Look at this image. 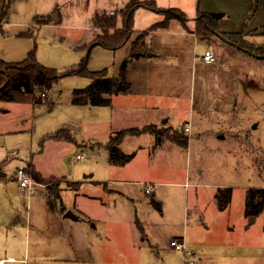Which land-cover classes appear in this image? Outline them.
I'll return each instance as SVG.
<instances>
[{
    "label": "rangeland",
    "instance_id": "1",
    "mask_svg": "<svg viewBox=\"0 0 264 264\" xmlns=\"http://www.w3.org/2000/svg\"><path fill=\"white\" fill-rule=\"evenodd\" d=\"M5 1L9 7L0 20L1 59L22 61L36 46L41 64L64 72L89 55L87 69L104 70L109 76L119 75L126 64L125 75L135 86L129 100L115 99L116 106L129 109L128 114L111 105L74 104V90L92 81L80 73L62 75L52 88L38 86L32 94L0 98V181L7 182L0 184V219L4 215L8 221L19 218L11 226L18 244L11 252H23L29 234L33 240V225L40 217L51 218L50 201L59 208L71 207L95 225V260H80L70 240L53 261L44 260V254L35 255L32 244L30 252L22 254L26 264H182V253L171 240L184 232L195 251L193 264H264V210L255 218L245 215L248 190L264 187V60L242 53L217 36L210 38L215 43L196 42L173 19L168 29L158 27L141 39L137 51L147 52L143 61H137L131 55L134 41L164 18L146 6L135 10L131 38L125 44L91 49L97 34L95 13H115L122 26L119 12L130 0ZM156 1L160 7L181 5L191 23L199 5L216 9L226 13L223 25H230L231 31L246 29L248 40L264 44V25L251 30L264 22L249 24L248 16L239 20L246 0ZM253 4H248V14ZM3 5L0 0V13ZM45 18L53 20L38 23ZM206 48L240 74L233 112L210 111L201 116L190 110L193 62ZM153 52L156 55L150 56ZM202 70L197 66L198 73ZM189 120L191 130L184 131L190 137L188 144H163V153L154 156L153 145L159 144L161 136L133 129L119 145L126 153L137 151L136 159L126 165L110 163L107 142L120 123L143 128L154 122L181 129ZM62 129L64 138L50 137ZM78 153L85 157L76 159ZM29 164L51 178L52 185L61 186L59 199L39 191L28 204L14 175L19 167L29 166L32 171ZM136 172L144 181H159L152 193L146 192L145 184L113 180H134ZM69 180L77 185L70 186ZM225 182L234 185L232 197L220 209L216 192L219 183ZM37 200L40 207L34 203ZM27 216L32 221L29 234Z\"/></svg>",
    "mask_w": 264,
    "mask_h": 264
},
{
    "label": "trees",
    "instance_id": "2",
    "mask_svg": "<svg viewBox=\"0 0 264 264\" xmlns=\"http://www.w3.org/2000/svg\"><path fill=\"white\" fill-rule=\"evenodd\" d=\"M259 0H254L253 7L248 14L250 18L258 8ZM146 6L164 16V18L155 23L152 28L167 27L172 19H178L185 29L189 30L188 17L179 7H160L156 0H130L119 12L122 20V26H118V15L108 12H96L93 18V28L97 34L91 49L95 45H102L107 48H118L125 44L130 38L133 31L135 10L139 6ZM9 5L4 0V5L0 13V20L3 13L6 12ZM225 16L223 12L216 11H199L196 17L195 32L199 39H210L219 37L228 42L242 53L264 60V44L254 43L246 38L248 30L242 31H224L220 28L219 22ZM49 18L39 21V24L50 23ZM147 32L142 31L140 38L136 39L133 44L131 55L139 57L146 52L137 51L141 39L146 36ZM90 49V51H91ZM88 57L83 58L82 62L72 66L64 72L57 68L48 67L41 64L36 56V46L29 52L26 59L18 62H8L0 58V98L14 99L16 93L23 92L32 94L36 87L44 86L52 88L62 75L80 73L89 76L92 81L84 88H76L73 92V103L78 105L92 106H110L112 96L125 93L131 87L130 81L125 75V66L123 64L119 75L109 76L106 71H91L87 69ZM146 130L156 129L155 126H148ZM133 129H131L132 131ZM130 130L117 131L110 136L107 147L110 151V163L122 165L130 161L133 153H126L121 147L120 142L125 134ZM158 135L167 136L179 144H187L188 137L180 129L172 127L157 130ZM65 130L51 134L53 138H64ZM29 167V166H28ZM26 167L33 176L48 184V189L56 199L61 197V188L57 184H51V178H45L34 167L31 171ZM77 185V182L70 183ZM232 197V187L218 188L216 198L220 209H225ZM264 210V187H254L248 190L245 202V215L255 218Z\"/></svg>",
    "mask_w": 264,
    "mask_h": 264
},
{
    "label": "crops",
    "instance_id": "3",
    "mask_svg": "<svg viewBox=\"0 0 264 264\" xmlns=\"http://www.w3.org/2000/svg\"><path fill=\"white\" fill-rule=\"evenodd\" d=\"M235 1H239V0H235ZM242 3V2H241ZM246 6L245 7V13H243L241 15V19L244 21L243 19L248 16L247 13V9L248 8V4H253L254 0H246L245 1ZM173 7H181V5H175ZM164 8H169V7H164ZM181 9V8H180ZM264 9V0H259L258 3V8L256 10V12L249 18V24H257L259 22H264V18H261V13L262 10ZM220 10V9H219ZM199 11H216V12H220L218 10H211V9H206L204 7H202L201 5L198 6L196 13L193 16V22L191 23L190 21L188 22V26H189V30L185 29L183 26V31L182 33H187L188 35L192 36L194 38V40L197 42H199L198 35L196 34L195 27H196V17ZM111 13V12H109ZM226 14V13H225ZM57 17V16H56ZM226 16L223 17L222 20H220L219 22V26L222 30L224 31H231L230 30V25L227 26L226 24L223 25V21L225 19ZM135 18V15H134ZM53 19H51L52 21ZM58 20V18H57ZM173 20V19H172ZM169 22V25L167 27H165V29H168L171 25V23L173 21ZM190 20V19H189ZM50 21V22H51ZM263 25H260L259 27H255V28H251V30L253 29H259L262 28L263 29ZM161 28V27H160ZM150 30V31H149ZM146 31L147 34H149L152 31H156V29H148V30H143ZM146 34V36H147ZM207 41V40H204ZM210 42H214L212 40L209 39ZM144 44H146V42H143ZM215 43V42H214ZM227 44H229L228 42H226ZM226 43L222 44L225 45ZM230 45V44H229ZM231 46V45H230ZM207 50H210L215 56H216V60L213 62H208L206 60L203 59V55L205 54V52ZM147 52V50L145 51ZM151 55H156L155 52H153ZM143 58V55H140L137 58H134V60L137 61H141ZM143 61V60H142ZM197 66H199L200 68H203L204 70L200 71L198 73L197 71ZM193 67L195 68V72H193V81H192V88L190 91V110L191 111H199L202 113L201 116H207L206 113L212 111L214 113H228V112H233L234 108H235V104L237 103V94L239 91V83H240V74L235 73L231 68L230 65L227 63V61H225V59L219 55L218 53H214L210 48H206L204 53L202 55H196L194 62H193ZM208 69V71H207ZM199 74V75H198ZM199 77V78H198ZM131 83V87L129 89V91L125 92V93H119L113 96L112 98V104L111 106H113L114 108H118L119 110L123 111L124 113L128 114L129 109L125 108L124 106H116V100L118 98H125L127 100L130 99V95H132V91L134 90V85L133 83L130 81ZM142 91V90H140ZM149 91V90H148ZM147 91V92H148ZM159 90L156 91H149V93H157ZM213 92V93H211ZM159 93V92H158ZM211 94V96H210ZM118 96V98H117ZM126 100V101H127ZM115 121V120H114ZM191 121H187L186 124L180 129L182 132L185 131V127L187 126H191ZM143 128H135L134 126H128L126 124H122L120 123L119 127L117 126L118 129L112 130V132L115 131H121V130H130L131 129H137L139 130V132H144L146 131V127L148 126H155L156 129H153V131L151 130H147L146 132H148V134L150 135H155L158 136L157 130L163 129V128H168V127H172L174 129H179L176 128L174 126H170V125H166L163 127H159L158 124L152 122V123H146L145 125H143ZM191 130V127H190ZM128 133V132H127ZM127 133L125 134V137L127 136ZM113 135V134H111ZM110 135V136H111ZM161 136V135H159ZM225 135H219V137H223ZM188 137V142L190 141V137ZM124 139V137H123ZM122 139V140H123ZM121 140V141H122ZM174 140H172L171 138L167 137V136H161L159 144L158 145H153V155H160V153L162 152V145L166 144L169 147H173V145H176ZM121 147V146H120ZM122 148V147H121ZM133 157L130 161H128L126 164H131L137 156V151H134L133 153ZM30 166H35L34 164H29ZM25 167V166H24ZM27 167V166H26ZM35 169L42 174L43 177L47 178V175H44L41 171H39L37 169V167L35 166ZM4 174H2V176H4ZM134 177H137L134 180H128V179H113L117 182H137L140 184H149V183H153L154 184V189L155 190V184L158 183L159 181H154V182H150V181H144L142 179H140V175L136 172L133 174ZM86 177H90V175H87ZM14 179L15 175H14ZM88 180V179H87ZM75 183L77 181L75 180H69L68 183ZM7 183L6 181L3 182L0 181V184H4ZM69 183L70 186H72ZM5 185V184H4ZM75 186V185H74ZM234 185H231L230 183H219V187L218 188H224V187H232L233 188ZM61 188V186H60ZM147 188V186H146ZM21 193L25 196H27L28 199V204L30 205V203L33 202V196L36 195H29L27 193L26 190H24L23 188H21ZM42 193L46 192L48 193L50 196L51 193L49 192V189L47 188V190H41ZM152 191V192H153ZM147 192V191H146ZM150 192V193H152ZM148 193V192H147ZM38 201V200H37ZM35 201L34 203H37L38 206H41V202L40 201ZM246 202V201H245ZM50 205V210H48L49 213H51V218L47 219V218H39V223L35 224V226L33 225L34 229L36 230L35 236L33 237V240L31 239L30 236V231H31V226H32V221L29 219L30 217L27 216L26 218V228H28V234H29V241H26V244H24V248H23V252L24 254H27V252H30L31 250V245L34 244L36 245V252L35 255H37L39 257V254H44L43 259L46 261H53V260H57L58 257L65 248H67L68 246V242L70 240L73 241L74 247L73 249L76 250V256L80 258V260H95V249H94V238H95V234L93 232V228L95 227V225H91L88 222H86V220L83 218L82 215H80L79 213L77 214L75 211H73V209H71V207H60L56 204V202H48ZM71 210L75 216V218H71V217H66L65 213ZM47 212V211H46ZM84 213V212H83ZM5 215L3 219H0V264H8V263H23L26 264L27 263V258L25 257V255H22L23 252H20L18 255L16 253H12L15 250V247L17 244V237H16V233H15V229H12L11 226L13 225V221H18V217H16L15 219H11V221H8L7 219H5ZM21 220V219H20ZM30 222V223H29ZM11 230V232H10ZM132 233H135L134 230H132ZM175 238H182L185 240L186 244L188 245V240L186 237L185 232L183 234H179L178 236H176ZM173 240V239H172ZM171 240V241H172ZM22 244V243H21ZM23 245V244H22ZM189 246V245H188ZM190 247V246H189ZM191 248V247H190ZM14 249V250H13ZM12 251V252H11ZM194 251V249H193ZM15 252V251H14ZM182 253V252H181ZM194 255H195V251H194ZM182 256V260L184 264V255L183 253L181 254ZM200 258V257H199ZM195 261H196V257H195ZM194 261V263H195Z\"/></svg>",
    "mask_w": 264,
    "mask_h": 264
},
{
    "label": "built area",
    "instance_id": "4",
    "mask_svg": "<svg viewBox=\"0 0 264 264\" xmlns=\"http://www.w3.org/2000/svg\"><path fill=\"white\" fill-rule=\"evenodd\" d=\"M203 59L208 62H213L217 58L216 56L210 51L207 50L203 55ZM185 131H190V126L185 127ZM85 157L84 153H78L76 155V159H81ZM73 161V160H72ZM15 178L19 183V186L27 191L29 195L37 194L41 190H47L48 184L46 182L40 181L36 179L33 174L26 168V167H19L16 171ZM154 189V184L149 183L147 184L146 191L148 193L152 192ZM171 245L180 250L184 255V264H193L195 261V255L192 248H190L184 239L182 238H174L171 241Z\"/></svg>",
    "mask_w": 264,
    "mask_h": 264
},
{
    "label": "water",
    "instance_id": "5",
    "mask_svg": "<svg viewBox=\"0 0 264 264\" xmlns=\"http://www.w3.org/2000/svg\"><path fill=\"white\" fill-rule=\"evenodd\" d=\"M54 20H57V17L54 18ZM65 216L66 217H71V218H75L73 212L71 210H68L66 213H65Z\"/></svg>",
    "mask_w": 264,
    "mask_h": 264
},
{
    "label": "bare ground",
    "instance_id": "6",
    "mask_svg": "<svg viewBox=\"0 0 264 264\" xmlns=\"http://www.w3.org/2000/svg\"><path fill=\"white\" fill-rule=\"evenodd\" d=\"M1 264H3V263H1Z\"/></svg>",
    "mask_w": 264,
    "mask_h": 264
}]
</instances>
